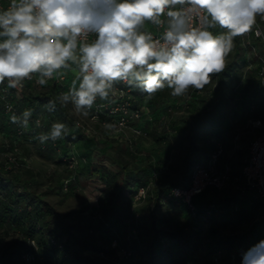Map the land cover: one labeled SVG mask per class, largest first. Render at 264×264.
<instances>
[{
    "label": "trees",
    "instance_id": "trees-1",
    "mask_svg": "<svg viewBox=\"0 0 264 264\" xmlns=\"http://www.w3.org/2000/svg\"><path fill=\"white\" fill-rule=\"evenodd\" d=\"M253 41L263 55V45ZM245 55L241 37L234 38L224 72L217 74L205 89H190L188 95L177 101V110L165 100L170 95L167 88L151 99L142 98L138 90H133L134 106L148 110L153 118L146 126L148 137L145 138L132 136L126 140L120 135L113 136L100 121L94 123L90 132L78 130L75 127L78 119L86 122L90 119L74 114L71 105L62 108L57 104L55 112H47L43 105L60 92H66L69 85L48 83L38 90H26L20 106L40 102L45 124L22 136L11 122L9 127H0V231L9 227L21 231L9 249H0L2 264H23L28 253L42 257L41 264L44 261L53 264L45 254L52 251L60 256L59 264H240L241 250L264 239L263 204L246 189L242 177L246 163L243 160L248 152L234 149L235 145L231 144L233 153L225 154L219 161L222 170L226 164L230 166L228 185L220 190L209 187L197 194L193 198L196 216L191 215L181 200L167 198V193L174 186L187 187L194 168L204 163L218 144H224L227 153L224 138L234 128L264 119V88L258 69L247 70ZM174 113L177 115L173 116ZM105 119L108 117L103 114L101 121ZM57 120L67 123L71 134L57 144L47 142L43 148L36 136L48 131ZM150 138L161 145L164 154L161 165L159 158L144 154L137 146L139 141ZM89 142L101 161L100 168L94 166L93 174L99 176L106 193L96 210L95 222L83 216V209L77 213L59 212L47 195L41 194L46 180L34 163L37 158L51 161L65 168L67 178L75 175V180L70 182L71 193L77 189H73L74 184L80 183V169L93 158L90 152L80 150L81 154L78 150L82 143ZM15 148L29 161H20L9 168L5 154ZM69 152H76L80 159L75 170L68 168L63 157ZM234 157L241 160L235 164L231 161ZM105 161L121 171L120 181L108 177L102 164ZM171 171L178 173L177 178L170 177ZM56 182L58 185L52 188L67 196L69 192H62L63 179ZM150 183L153 185L147 196L139 198V188ZM235 185L241 189L233 188ZM138 213L140 218L136 217ZM145 219L148 220L144 222ZM101 228L110 233L106 242L110 248L103 244V239L98 244L93 241ZM52 239L63 247L51 245ZM31 240L36 241L38 250ZM114 240L117 245H113ZM115 249L118 256L122 249L131 250L133 256H119L112 261L108 254L115 253Z\"/></svg>",
    "mask_w": 264,
    "mask_h": 264
},
{
    "label": "clouds",
    "instance_id": "clouds-1",
    "mask_svg": "<svg viewBox=\"0 0 264 264\" xmlns=\"http://www.w3.org/2000/svg\"><path fill=\"white\" fill-rule=\"evenodd\" d=\"M257 17L264 18V0H9L0 9V99L34 74L36 84L46 86L69 70L75 78L43 105L49 113L57 104L71 105L78 115L98 119L92 111L98 98L114 103L118 85L146 99L165 88L184 97L224 72L234 38L252 32ZM255 35L264 32L257 28ZM7 110L12 124L29 128L32 108L19 115L11 104ZM35 126H42L40 119ZM70 134L57 120L36 139L55 143ZM240 257V264H264V239Z\"/></svg>",
    "mask_w": 264,
    "mask_h": 264
},
{
    "label": "built area",
    "instance_id": "built-area-1",
    "mask_svg": "<svg viewBox=\"0 0 264 264\" xmlns=\"http://www.w3.org/2000/svg\"><path fill=\"white\" fill-rule=\"evenodd\" d=\"M9 2V0H7ZM153 26V25H152ZM153 31L156 34L155 26ZM259 28L262 32H264V18H260L257 20V25L254 27L253 31L241 37L243 46L246 47V61H247V70L256 67L258 69V78L262 87L264 88V54H260L258 50V46L253 41L260 42L264 47V36L257 37L255 32ZM48 83H56L59 86L65 87L66 77L64 75H57ZM33 86L37 89L42 88L43 86H39L36 84V76L34 74L33 79L31 81H26L25 86L23 88H17L14 90H9L6 94V99H0V113L10 116V113L7 110V106L9 104L12 105V111L19 115L24 109L32 108L34 110L33 117L30 121L29 128L27 130L21 129L17 126V134L22 136L24 134H28L31 130H37L44 127V119L45 115L40 110L39 105L40 102H35L33 105H29L25 103L23 106H20V101H22L25 97V91H33ZM132 89L125 88L123 85H118L117 90L113 94L114 103H110L108 101L97 100L96 104L93 107V115L97 116L98 119L93 120L89 117L90 121L102 122V125L106 123L116 124L114 129H107L108 132L113 136H123L126 140H131L127 138V132L129 131L135 138L138 137H148V131L146 130V126L148 123L153 121L152 115L148 112V110L140 109L134 106L133 98L131 96ZM5 94L0 92V97ZM20 110V111H19ZM107 115L108 119L101 121L102 115ZM41 120V127L37 128L35 126V120ZM89 122H86L84 119H78L75 122V127L78 130H83L84 132H90L94 127L91 126ZM251 126L253 128L261 130L260 134L255 137L250 145H249V153L246 159V163L242 168V177L246 181V189L252 191L255 196L261 200L263 204L262 217L264 218V119H256L251 121ZM240 133H236L234 137V144L239 139ZM50 143H53L49 141ZM56 141L53 144H57ZM46 146V143L43 144V148ZM76 152H69L68 155L63 156L65 160L68 161V168L70 170H75L79 166L80 159ZM226 154V146L224 144H218L215 149L212 151L207 160L196 166L192 171L191 179L187 187H172L168 193L167 198H176L181 200L189 210L192 216H196V208L193 203V198L206 190L209 187H213L216 189H223L228 185L230 180V166L226 164L225 168L222 170L219 167V161ZM8 158V163L11 166L18 165L20 161H29V159L22 156L17 148H15L11 153L5 154ZM75 180V175H70L69 178L63 180L62 188L63 191H68L70 188V182ZM153 184L150 183L146 187H140L138 190V197L145 198L147 196V192L150 186ZM233 188L241 189L238 185H235ZM137 218H140V214H136ZM31 245L38 250V246L35 240L30 241ZM51 245L58 246L62 248V244L57 240L52 239L50 241ZM113 245H117V241H113ZM119 256L122 258H130L133 256V252L128 249H122L119 252ZM23 264H41L40 262L43 260L42 257L38 258L34 253H28L24 255ZM0 264L2 262L0 261ZM44 264H52L50 261H44Z\"/></svg>",
    "mask_w": 264,
    "mask_h": 264
},
{
    "label": "rangeland",
    "instance_id": "rangeland-1",
    "mask_svg": "<svg viewBox=\"0 0 264 264\" xmlns=\"http://www.w3.org/2000/svg\"><path fill=\"white\" fill-rule=\"evenodd\" d=\"M229 57L227 58V60L229 59ZM32 88L35 89L36 87L33 86ZM38 89H41V88H38ZM184 97H174L170 94L169 97L166 98L165 100L167 102L170 101L171 104L174 107H176V110H177V108H179L178 105H176V103L178 104L177 101H181ZM73 112L74 114L78 115L74 110ZM175 115L177 114L174 113L173 116ZM78 116H82V115H78ZM83 118H87V117L83 116ZM89 124L94 127V123L92 121H90ZM3 125L9 127L10 121L7 115L0 113V127H2ZM236 131L237 133L240 132L242 134L241 135L242 138H245L248 141L252 137H254V135L257 132V131L255 132L251 126H247L246 122L243 123L242 125H239L238 128L237 127L234 128L224 138L225 143L227 145L228 153L230 154L233 153V150L231 149V146H232L231 144H234L233 142H234ZM132 136L133 135L128 131L127 138L131 139ZM236 143L238 144L241 143L240 139H238ZM241 144H243V142ZM137 146L139 150L143 152L144 154H150L154 158H159L160 165L162 164V160H163L162 157L164 154L161 151V145L157 143L155 140H153L152 138L143 139L137 143ZM245 146L243 147L244 149H240V150H244V152L247 153ZM78 150L80 153H81L80 150H82L84 153L90 152L93 155V158L91 159V161H89L88 165H85L80 169V173H79L80 183L79 185L74 184L73 189L74 188H77V189L72 190L71 193H70V188H69V190L67 191L69 192V194L67 196L62 195L60 193L61 191L59 192L58 188L56 190L55 188H52L58 185V182L56 181L60 180V178H62L63 180L67 179L68 173L65 170V168L61 166H56L51 161H44L39 158L34 160L36 168L38 170H41L42 174H44L45 176L43 180H46V182L41 187V194L47 195V198L56 206L59 212L61 213L76 212L77 213L83 209L85 210L84 211L85 213H83V216L86 217L88 221L90 220V217H91L92 222H95L96 210L99 207L100 200H102L106 194L104 190V184L100 182L99 176L93 174L94 166H97L100 168L99 163H101V161L99 160V157L97 156V151L94 150V146L91 142H89L88 144L82 143L80 147H78ZM237 158L238 157H234V159H231V161L236 164L238 162ZM102 164H103V168L105 172L107 173L108 177L116 178L117 181H120V178L118 175L120 174L121 171L119 169H117L116 167H111L107 161H105ZM177 176H178L177 172L171 171V175H170L171 178H177ZM51 177L53 178V180L51 179ZM62 192L67 193L66 191H63V188H62ZM73 219L76 220L75 217ZM147 220L148 219H145L144 222H146ZM18 235H21V231L16 227H9V229L6 228L2 231V233L0 231V249L2 248L9 249L13 240L17 238ZM109 236H110V233L106 232L104 228H101L100 230L97 231L95 237L93 238V241L95 242V244H98L103 239L102 241L103 244H105V246L110 248V245L106 243L109 239ZM112 248H115V247L112 246ZM115 253L108 254V257L111 258L112 261L116 260L119 257L116 249H115ZM45 254L53 262V264H59L60 256L57 253L52 251V252H46Z\"/></svg>",
    "mask_w": 264,
    "mask_h": 264
},
{
    "label": "crops",
    "instance_id": "crops-1",
    "mask_svg": "<svg viewBox=\"0 0 264 264\" xmlns=\"http://www.w3.org/2000/svg\"><path fill=\"white\" fill-rule=\"evenodd\" d=\"M8 1L7 0H0V9H2V8H6L7 6H8ZM146 28L148 29V30H154V27L150 24V23H146ZM62 75H64L65 77H66V84L67 85H71V83H72V80L75 78V75H76V73L74 72V71H71V70H69V71H67L65 74H62ZM138 95H140L142 98L143 97H146V95L145 94H143V93H141V92H139L138 91V93H137ZM170 101H168V103H169ZM170 104H171V102H170ZM247 126H251V122L249 123V124H247ZM252 127V126H251ZM252 129L256 132V134L254 135V137H252L249 141H246V142H243V144H241V143H236L235 142V144H233V145H235L234 146V149H244L243 147L245 146L246 147V151L249 153V145H250V142L255 138V137H257L259 134H260V132H261V130H259V129H256V128H253L252 127ZM236 133H237V131H236ZM235 133V134H236ZM240 133V132H239ZM242 134L240 133V137H239V139H241L242 138V136H241ZM234 143V142H233ZM226 155H228V150H227V153H226ZM247 157H248V154H247ZM247 157L246 158H244V162H245V160L247 159ZM238 159V161H240L241 159H239V158H237Z\"/></svg>",
    "mask_w": 264,
    "mask_h": 264
}]
</instances>
